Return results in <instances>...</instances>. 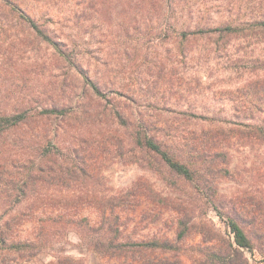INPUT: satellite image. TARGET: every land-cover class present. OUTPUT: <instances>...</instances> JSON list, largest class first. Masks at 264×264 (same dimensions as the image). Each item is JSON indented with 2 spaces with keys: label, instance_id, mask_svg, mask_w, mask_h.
Here are the masks:
<instances>
[{
  "label": "trees",
  "instance_id": "obj_1",
  "mask_svg": "<svg viewBox=\"0 0 264 264\" xmlns=\"http://www.w3.org/2000/svg\"><path fill=\"white\" fill-rule=\"evenodd\" d=\"M38 1L0 0V41L9 45L0 66L19 65L17 83L34 87L2 96L0 211L24 208L0 219V264L11 252L34 256L47 247L49 228L60 232L71 225L86 247L119 264H133L135 246L142 255L174 251L163 238L137 243L120 238L139 202L150 197L143 179L113 196L101 192V171L114 159L151 170L168 185L175 186L176 177L206 197L210 208L226 218L233 253L255 250L264 262V200L246 192L219 196L210 186L211 176H234L229 168L233 148L264 146V0L217 5L221 19L212 26L201 25L205 16L211 20L203 4L190 28L182 27L184 10L175 14L181 8L175 0H132L133 7L122 6L117 45L100 62L108 75L103 83L83 67L80 45L87 27L101 24L103 13L111 19L115 1L119 6L121 0H52L67 14L35 16L27 4ZM190 2L183 4L192 9ZM173 17L177 30H170ZM151 22L167 29L146 27ZM51 26L74 31L73 40ZM154 30L158 37L164 31L162 41L171 46L157 52L130 44L133 33L146 39ZM39 45L51 51L48 57H36ZM13 79L10 71L8 81ZM193 92L225 100L230 108L195 112L178 107ZM184 202L171 207L178 241L191 234L186 219L196 209L194 200ZM88 208L95 215L93 225L81 215ZM245 217L254 222L239 221ZM24 220L36 223L33 237L19 234ZM229 254L205 257L212 264H243ZM175 260L161 258L155 264H181Z\"/></svg>",
  "mask_w": 264,
  "mask_h": 264
},
{
  "label": "rangeland",
  "instance_id": "obj_2",
  "mask_svg": "<svg viewBox=\"0 0 264 264\" xmlns=\"http://www.w3.org/2000/svg\"><path fill=\"white\" fill-rule=\"evenodd\" d=\"M176 1L179 2L181 8L179 10L176 8L175 14H179L181 10H184L182 16V20L186 22V24L182 25L184 28L195 26L196 21L193 19L196 18L197 12H203V4L207 5L210 9L208 12L211 20L208 19V16H205L201 25L212 26L218 23L221 18L215 12L214 7L228 2V0H191L189 4H193L192 9H188L183 4V1L189 0H175V3ZM127 3H130L128 4L129 7H133L132 0H121L119 6L116 5L115 1V8L111 14V19H108L107 16L104 18L105 13H103L102 18H100L101 16L99 17L103 22L101 21V24L97 23V25L87 27L86 33L83 35V44L80 45L84 46L85 49V54L82 56L83 67L87 70L90 77L99 79L100 83H103L108 78V75L105 73V67H102L100 62L108 59L109 52H111L110 48L116 46L117 41H119L117 35L119 34V23L121 22L120 15L122 9H124L122 6L126 7L127 5L125 4ZM52 4V0H42L38 1V3L29 2L27 10L35 16L52 15L55 13L60 15L67 14L65 6H52ZM197 8H199L198 11L196 10ZM132 11L136 13L137 9L135 11L132 8ZM188 11L191 12L189 14L192 15L191 18L186 15ZM173 19L174 17L167 22L172 26L170 30H177L179 24L172 22ZM157 24L151 22L145 25L146 27L152 25V27H163V30L167 29ZM53 28L52 26L49 27L56 34H59V32L68 33L73 40L74 31L69 32L68 30H56ZM162 32L161 36L158 37L160 33L154 30L150 32L146 39H142L140 34L133 33L130 44L144 45V47L151 46L157 52H162L171 46L169 42L162 41ZM8 46L7 42L0 41V59L1 54L8 49ZM50 53L49 49L43 45H39L36 57L46 58ZM3 67L6 66H0V108L5 106L2 96L7 91L18 92L20 90L34 89L32 86L26 87L17 83V80L22 77L16 71L17 68L20 69L19 65H11V67H8L9 69ZM10 71L11 76L14 77L12 82L8 81ZM179 106L182 109L193 110L195 112L212 109L228 110L230 108V104L225 100H211L209 97H204V95L197 96L195 92L185 94L184 98L178 103ZM182 124L189 127L192 126L185 122H182ZM231 155L229 168L234 172V176L232 178L211 176L210 180L212 181L210 186L219 196L229 197L238 192H246L250 194V198L252 199L261 197L264 200V146L235 147L231 150ZM165 175L168 177V174ZM101 179L103 183L100 190L103 194H108L109 196L127 191L140 179L146 182L149 191L146 195L150 198L141 201V203L139 202L135 210V218L127 221L126 227L124 226L121 231L122 235L120 238L123 240L129 239L134 242L151 238H163L176 247L171 252L157 251L153 254L147 253L144 255L139 252L137 246L132 247L130 254L132 255L133 264H155L161 258L168 259L169 262L173 263L176 261L175 257L181 264H212L207 261L206 255L219 254L225 256L228 253H230L229 257L234 256L235 261L242 262L243 264H264L262 256L255 250L253 252L240 250L233 253L232 250H235V246L233 245V237L226 218L219 217L216 211L210 208L211 205L207 203L206 197H201L194 193L188 185H185L181 180L176 179V177L172 178V181L176 182V185H168L162 177L160 178L158 174L151 170L143 169L135 164H123L114 159L103 167ZM204 193L207 195V190ZM191 200H194L196 205L194 214L187 216L186 219L191 234L187 239L178 241L176 239V213L171 207L177 206L180 201H185L186 206ZM23 206L21 205L22 208H24ZM22 208L15 207L5 215L2 213L3 210H1L0 219L7 218L10 214L19 212ZM81 215H88L93 225L95 215L90 208L83 210ZM239 221L248 225L249 223L252 224L254 219L252 217H245L240 218ZM35 225L34 221L23 222L18 230L19 234L25 238L33 237V231L36 232L33 227ZM53 229L54 227L49 228L47 247L41 252L31 257L26 255L24 258H20L19 254L11 252L6 255L2 264H60V259L66 258L73 261L66 264H119L118 261L100 258L86 247L74 226H67L64 229H60V232H56Z\"/></svg>",
  "mask_w": 264,
  "mask_h": 264
}]
</instances>
